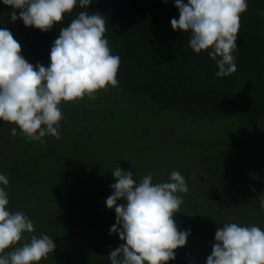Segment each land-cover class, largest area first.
I'll return each mask as SVG.
<instances>
[{"label": "trees", "instance_id": "trees-1", "mask_svg": "<svg viewBox=\"0 0 264 264\" xmlns=\"http://www.w3.org/2000/svg\"><path fill=\"white\" fill-rule=\"evenodd\" d=\"M92 2L45 33L10 23L11 9L0 3V27L33 66L49 65L60 29L81 11L105 17V37L120 57L118 87L61 103L59 140L46 135L43 143L29 142L0 122L8 208L31 219L29 238L48 235L56 244L40 264H110V251L123 243L109 234L111 173L119 166L137 182L151 174L159 183L178 171L189 190L174 220L191 234L168 264H206L218 227L234 222L264 229V0H248L234 53L237 71L221 78L210 50L194 53L190 34L172 30L171 20L179 18L175 0Z\"/></svg>", "mask_w": 264, "mask_h": 264}, {"label": "clouds", "instance_id": "clouds-1", "mask_svg": "<svg viewBox=\"0 0 264 264\" xmlns=\"http://www.w3.org/2000/svg\"><path fill=\"white\" fill-rule=\"evenodd\" d=\"M166 2V0H163ZM11 9L9 22L22 21L26 28L48 32L66 14L92 0H0ZM179 18L171 20L173 31L189 33L188 47L196 54L206 50L216 61V77L237 71V38L241 15L248 0H175ZM17 10L19 14L17 15ZM105 17L81 11L70 25L60 29L49 55V65L33 66L20 55L21 45L5 27H0V122L14 125L29 142L46 135L60 139L64 119L62 102L95 98L107 87L119 85L120 57L112 54ZM219 57V59H217ZM115 182L105 201L115 211L109 234L123 242L110 251V264H168L175 250L185 246L190 231L178 229L174 216L180 213L186 179L173 171L167 182L153 183L151 174L139 182L133 172L119 166L111 173ZM9 180L0 173V264H40L53 254L56 244L48 235H31L35 227L22 211L9 210L5 191ZM118 201L120 203H118ZM260 206L264 208V199ZM26 241L20 243L21 241ZM8 250V251H6ZM206 264H264V229L225 223L215 232V244Z\"/></svg>", "mask_w": 264, "mask_h": 264}]
</instances>
